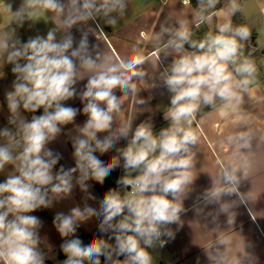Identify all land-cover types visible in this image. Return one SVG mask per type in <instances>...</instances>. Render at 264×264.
Returning <instances> with one entry per match:
<instances>
[{"label":"clouds","instance_id":"1","mask_svg":"<svg viewBox=\"0 0 264 264\" xmlns=\"http://www.w3.org/2000/svg\"><path fill=\"white\" fill-rule=\"evenodd\" d=\"M180 3L186 9L192 6V0ZM220 3L196 0L191 19L182 14L174 25L162 26L150 36L156 47L148 55L101 59L93 54L88 34L82 32L77 40L72 29L101 17L114 26L127 0H20L15 10L14 0H0V14L17 27L48 13L56 25L46 37L37 35L27 42L15 37V29L0 30V78L6 75L5 65H12L14 76L5 93L7 121L14 129H0V175L5 176L0 182V264H45L46 258L55 259L41 248L47 244L39 232L42 221L32 213L72 198L77 187L84 193L83 206L58 212L53 220L66 257L59 264H102V258L103 264H154L149 249L164 247V237L174 239L170 226L179 224L183 200L195 179L192 149L200 140L198 115L207 108L220 117L234 116L238 126L247 121L244 96L258 75L256 61L245 54L253 31L247 24L233 23L232 18L245 11L240 0H226L217 8ZM205 24L210 29L194 39L193 29ZM151 58L166 64L161 80L171 94L164 113L168 126L158 132L151 119L135 123L136 113L126 116L124 110V101L130 95L136 98L137 81L143 80V65ZM82 81L86 83L78 89ZM75 99L82 110L67 103ZM80 114L86 117L83 124L76 123ZM68 125L73 129L66 131ZM62 133L74 149V166L60 165L57 170L61 155L49 144ZM252 138L251 129L227 137L238 149V162L221 166L204 194L207 201L238 193L241 177L248 175L246 150ZM113 151L107 162L100 159ZM117 168L123 169L118 187L93 207L88 201L96 197L89 181L103 184ZM93 217L99 219L98 231L85 244L76 233ZM218 243L224 246L228 240Z\"/></svg>","mask_w":264,"mask_h":264},{"label":"crops","instance_id":"2","mask_svg":"<svg viewBox=\"0 0 264 264\" xmlns=\"http://www.w3.org/2000/svg\"><path fill=\"white\" fill-rule=\"evenodd\" d=\"M222 7L226 0H221ZM245 6L243 13H237L232 19L234 24H247L253 31L251 40L245 46V54L250 55L257 63L258 75L256 83L249 93L244 96L243 111L247 115L246 123L237 125L232 115L220 117L217 112L210 111L197 118V127L200 129V140L192 151L195 153L194 182L190 191L183 200L185 212L180 222L172 225L174 239L164 237L167 244L164 247L156 246L149 249L154 264H264V0H240ZM20 0H14V10ZM127 9L123 16H117V23L108 25L104 18L88 21L72 29L79 40L82 32L88 34L90 46H95L94 55L101 59L105 56L119 54L128 59L136 52L150 54L156 47V42L150 36L160 31L162 26L174 25L182 14L191 19L195 7L186 9L180 0H127ZM215 21H213V25ZM56 25L52 14L37 21H29L23 27L10 23L7 17L0 14V30L12 32L22 42L37 35L46 37L47 32ZM210 25H202L200 29H193V38L201 39L210 29ZM60 33H58V36ZM256 45H252V40ZM171 57L168 58L170 62ZM11 65H5L6 75L0 78V129L13 128L7 121V107L5 93L11 90L14 76L11 74ZM162 64L155 58L149 59L144 65L145 76L137 81L139 92L134 99L131 95L124 101L125 115L136 113L135 123L151 119L154 131L168 126L164 113L170 106L171 94L163 86L161 80ZM86 81L78 83V89ZM117 95H122L119 91ZM142 99L145 103L138 104ZM70 106L81 109L79 99L67 102ZM30 119V114L25 113ZM86 117L82 114L76 117L77 124H83ZM73 129L68 125L66 131ZM251 129L253 138L250 149L246 154L250 156V167L247 177H241L238 193L220 201L209 202L204 194L211 188L221 166L228 162L237 163L234 153L238 151L235 144L227 142V137L237 131ZM126 141H121L123 146ZM49 148L61 155L56 169L60 165L65 168L74 166L71 141L68 136L61 134L49 144ZM114 151L100 156L101 160L108 161ZM99 155V153L97 154ZM123 175V169L117 168L103 184L89 181V191L96 197L95 201H88L93 207L99 206L105 193L118 187L116 181ZM5 179L0 175V182ZM84 193L77 187L72 198L55 202L49 209H39L32 213L42 221L40 236L47 244L41 248L54 256L46 258L45 264H59L56 250L63 242L56 231L53 220L55 214H67L74 206H83ZM99 219L93 217L81 225L76 235L87 234L91 238L98 231ZM227 238V245L221 246L218 241ZM50 246V247H49Z\"/></svg>","mask_w":264,"mask_h":264},{"label":"trees","instance_id":"3","mask_svg":"<svg viewBox=\"0 0 264 264\" xmlns=\"http://www.w3.org/2000/svg\"><path fill=\"white\" fill-rule=\"evenodd\" d=\"M192 5L196 8V0H192ZM221 7H222V2H221L219 5H217V8H221ZM235 17H236V16H235ZM210 111H211L210 109L205 108V109H203L202 113L198 115V117H199V116H202V115H204V114H207V113L210 112ZM79 237L84 241L85 244H87V243L92 239V238H91L89 235H87V234H81ZM56 256H57V258H58L60 261H63L64 259H66V257L63 255V253H62V251H61L60 248H58V249L56 250ZM102 264H103V258H102Z\"/></svg>","mask_w":264,"mask_h":264},{"label":"water","instance_id":"4","mask_svg":"<svg viewBox=\"0 0 264 264\" xmlns=\"http://www.w3.org/2000/svg\"><path fill=\"white\" fill-rule=\"evenodd\" d=\"M252 45H256L255 40H252ZM37 114H42V110H39Z\"/></svg>","mask_w":264,"mask_h":264},{"label":"rangeland","instance_id":"5","mask_svg":"<svg viewBox=\"0 0 264 264\" xmlns=\"http://www.w3.org/2000/svg\"><path fill=\"white\" fill-rule=\"evenodd\" d=\"M252 42V41H251ZM12 68V65L10 66V69ZM11 71V70H10Z\"/></svg>","mask_w":264,"mask_h":264},{"label":"built area","instance_id":"6","mask_svg":"<svg viewBox=\"0 0 264 264\" xmlns=\"http://www.w3.org/2000/svg\"><path fill=\"white\" fill-rule=\"evenodd\" d=\"M167 244V241H166V243H165V245Z\"/></svg>","mask_w":264,"mask_h":264}]
</instances>
